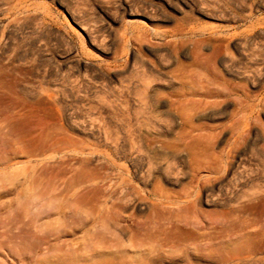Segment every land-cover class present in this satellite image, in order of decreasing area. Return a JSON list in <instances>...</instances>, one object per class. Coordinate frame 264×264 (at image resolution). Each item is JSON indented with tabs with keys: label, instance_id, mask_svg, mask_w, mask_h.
<instances>
[{
	"label": "rangeland",
	"instance_id": "374dc122",
	"mask_svg": "<svg viewBox=\"0 0 264 264\" xmlns=\"http://www.w3.org/2000/svg\"><path fill=\"white\" fill-rule=\"evenodd\" d=\"M0 264H264V0H0Z\"/></svg>",
	"mask_w": 264,
	"mask_h": 264
},
{
	"label": "bare ground",
	"instance_id": "6f19581e",
	"mask_svg": "<svg viewBox=\"0 0 264 264\" xmlns=\"http://www.w3.org/2000/svg\"><path fill=\"white\" fill-rule=\"evenodd\" d=\"M256 24V23H255ZM178 30V29H177ZM205 33V32H204ZM203 33V35H204ZM213 34V30L212 31H208V34ZM201 34V33H199ZM202 35V34H201ZM209 37V36H208ZM220 38V37H219ZM226 50L228 51V49L226 48ZM224 51L219 49V47H214L212 49V51L209 53V56H223L224 55ZM229 53V52H228ZM224 61H221V63H223ZM177 64V63H176ZM177 68L181 71V74H187L192 80L195 81V83L197 84L196 87L197 89L201 90V94L203 95H210V85L214 86L213 88L215 89H219L221 86L224 85L223 79H219L217 78L214 74H212L209 70V68L201 63V61L193 63V64H185L182 62L178 63ZM211 71H213L211 69ZM183 75V77H184ZM173 76V75H172ZM186 76V75H185ZM180 80L181 77L179 76ZM186 86V85H185ZM184 86V87H185ZM183 87V84L180 82V85L178 87V89L180 90ZM172 89V88H171ZM177 91V90H176ZM216 91V90H215ZM208 101H204V104H206ZM171 111V110H170ZM175 112V114H174ZM182 112V111H181ZM179 112V119L178 123H174L173 122V118H169V121L172 123V125H170V132L169 135H167L166 137H168L170 140L168 143H164L165 146H171V147H167L164 149H173L172 152H176L178 150H180L181 147H184L186 150H188L192 155L195 153V150L198 148L196 147L200 138V132H198V130H201L202 128L200 126H196L194 119H193V114L192 113H182ZM173 114L176 116L177 115V111H173ZM178 117V116H177ZM197 130V132H195ZM161 135V134H160ZM152 136V135H151ZM145 138V137H144ZM146 139V138H145ZM158 142V141H156ZM155 142V143H156ZM203 142V141H202ZM205 142V141H204ZM201 143V145L204 144ZM149 143V142H148ZM206 143V142H205ZM164 144H162V146L164 147ZM168 144V145H166ZM152 145V144H151ZM158 145V144H157ZM199 145V144H198ZM205 145V144H204ZM203 145V146H204ZM148 146V145H146ZM149 147V146H148ZM162 147V148H163ZM196 147V148H195ZM201 147V146H200ZM183 148V149H184ZM202 148V147H201ZM183 149H181L183 151ZM195 149V150H194ZM196 150V151H197ZM200 150V149H199ZM204 150V149H202ZM159 148L155 147L152 148V152L155 155H159ZM179 152V151H178ZM181 152V151H180ZM185 152V150H184ZM187 152V151H186ZM188 152V153H189ZM205 152V151H204ZM189 153V154H190ZM198 154H196L197 157ZM191 156V155H190ZM192 157V156H191ZM152 158V157H151ZM154 158V157H153ZM193 158V157H192ZM205 167L207 168V170L209 172L215 171V165L208 162ZM198 180H200V176L197 177ZM192 193L189 191H186L183 195V199H181L180 201H182L184 204L186 205H192V200L190 199L192 197ZM197 198V195H196ZM254 201L253 202H245V204L241 205L239 208L235 210H233V212H236L237 214H245V213H250V214H259V200H260V194H255L252 198ZM227 212H213L208 214V224L210 225L209 229L207 231H203V232H194L193 230H180L179 231V237H183L189 241H187L188 243L197 245V240H199V238H203V237H213V233H212V224H214L215 222H217V219L223 218L225 219L227 217ZM256 218V217H255ZM254 219V218H253ZM232 220V219H231ZM254 221V220H253ZM220 222V221H219ZM222 222V221H221ZM244 222V221H243ZM227 224V223H226ZM235 224V223H234ZM225 225V224H224ZM238 229H242L243 228V223L241 221L236 223ZM223 226V225H222ZM229 227V226H228ZM242 227V228H241ZM223 228H227V226L223 227ZM230 228V227H229ZM249 228V227H248ZM223 230V229H222ZM218 232V231H217ZM215 234V233H214ZM215 236V235H214ZM204 239V238H203ZM185 241V240H184ZM204 241V240H203ZM206 241V240H205Z\"/></svg>",
	"mask_w": 264,
	"mask_h": 264
}]
</instances>
